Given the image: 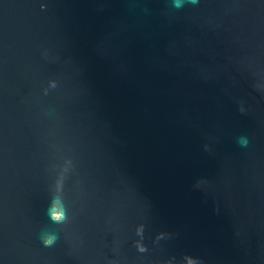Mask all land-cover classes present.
Listing matches in <instances>:
<instances>
[{
  "label": "water",
  "instance_id": "95a60500",
  "mask_svg": "<svg viewBox=\"0 0 264 264\" xmlns=\"http://www.w3.org/2000/svg\"><path fill=\"white\" fill-rule=\"evenodd\" d=\"M0 264H264V0H0Z\"/></svg>",
  "mask_w": 264,
  "mask_h": 264
},
{
  "label": "clouds",
  "instance_id": "9594fccd",
  "mask_svg": "<svg viewBox=\"0 0 264 264\" xmlns=\"http://www.w3.org/2000/svg\"><path fill=\"white\" fill-rule=\"evenodd\" d=\"M191 3H196V0H190ZM183 3V0H174V4L176 7H180ZM56 219H60L59 216L56 217Z\"/></svg>",
  "mask_w": 264,
  "mask_h": 264
}]
</instances>
